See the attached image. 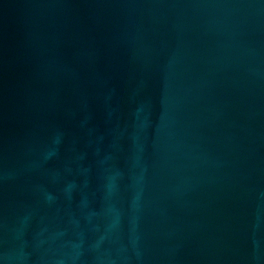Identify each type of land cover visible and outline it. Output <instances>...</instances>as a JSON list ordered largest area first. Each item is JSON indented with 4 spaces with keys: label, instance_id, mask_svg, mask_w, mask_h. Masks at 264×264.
Listing matches in <instances>:
<instances>
[{
    "label": "water",
    "instance_id": "water-1",
    "mask_svg": "<svg viewBox=\"0 0 264 264\" xmlns=\"http://www.w3.org/2000/svg\"><path fill=\"white\" fill-rule=\"evenodd\" d=\"M0 264H264V0H0Z\"/></svg>",
    "mask_w": 264,
    "mask_h": 264
}]
</instances>
